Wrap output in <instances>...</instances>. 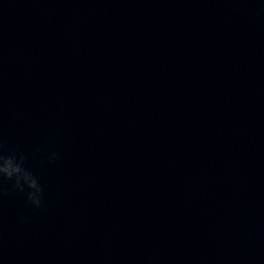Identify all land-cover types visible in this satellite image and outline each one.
<instances>
[{"label":"water","instance_id":"obj_1","mask_svg":"<svg viewBox=\"0 0 264 264\" xmlns=\"http://www.w3.org/2000/svg\"><path fill=\"white\" fill-rule=\"evenodd\" d=\"M0 143V264H264V0H0Z\"/></svg>","mask_w":264,"mask_h":264},{"label":"clouds","instance_id":"obj_2","mask_svg":"<svg viewBox=\"0 0 264 264\" xmlns=\"http://www.w3.org/2000/svg\"><path fill=\"white\" fill-rule=\"evenodd\" d=\"M27 157L22 153L5 154L4 145L0 143V197L9 195V192L26 193L28 204L33 209H40L43 204V188L36 176L25 167ZM58 159L56 153L49 157V163ZM11 183V189L4 187Z\"/></svg>","mask_w":264,"mask_h":264}]
</instances>
